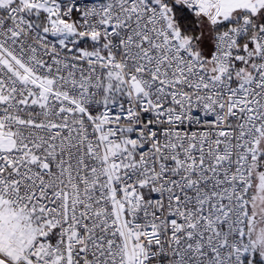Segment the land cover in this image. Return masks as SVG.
Returning <instances> with one entry per match:
<instances>
[{"label":"snow or ice","instance_id":"obj_1","mask_svg":"<svg viewBox=\"0 0 264 264\" xmlns=\"http://www.w3.org/2000/svg\"><path fill=\"white\" fill-rule=\"evenodd\" d=\"M0 264H264V0H0Z\"/></svg>","mask_w":264,"mask_h":264}]
</instances>
